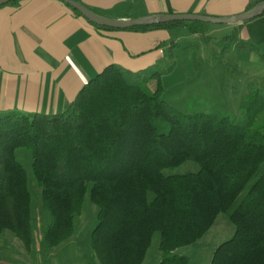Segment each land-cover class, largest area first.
Returning a JSON list of instances; mask_svg holds the SVG:
<instances>
[{"label":"trees","instance_id":"16d2710c","mask_svg":"<svg viewBox=\"0 0 264 264\" xmlns=\"http://www.w3.org/2000/svg\"><path fill=\"white\" fill-rule=\"evenodd\" d=\"M205 25L126 30L186 26L208 43ZM219 46L220 60L231 50L259 54L237 31ZM180 48L171 43L165 49L170 66L137 72L108 66L62 113L0 115V239L11 233L27 251L36 244L28 174L15 156L25 149L42 210L51 218L43 248L59 249L72 239L89 194L98 210L89 245L99 264H143L155 235L159 264H192L175 251L203 238L220 214L235 233L217 247L210 264H264V79L249 85L239 116L180 112L163 99L162 84ZM187 162L197 164L198 172L173 173Z\"/></svg>","mask_w":264,"mask_h":264},{"label":"crops","instance_id":"0c3cea01","mask_svg":"<svg viewBox=\"0 0 264 264\" xmlns=\"http://www.w3.org/2000/svg\"><path fill=\"white\" fill-rule=\"evenodd\" d=\"M0 8V115L62 113L105 68L137 72L165 65V49L179 44V26L147 32L102 30L58 0H15ZM109 19L194 14L231 17L264 0H74ZM252 8V7H251ZM206 36L238 32L264 55V14L238 25H205ZM189 31V30H188ZM196 36V34H194ZM176 36V37H175ZM226 37V36H225ZM200 39V38H199ZM184 51L183 49H178ZM232 51V50H231ZM237 54V53H236ZM264 65V62L261 60ZM0 264H18L3 258ZM40 261V262H39ZM38 259L35 264H42Z\"/></svg>","mask_w":264,"mask_h":264},{"label":"rangeland","instance_id":"374dc122","mask_svg":"<svg viewBox=\"0 0 264 264\" xmlns=\"http://www.w3.org/2000/svg\"><path fill=\"white\" fill-rule=\"evenodd\" d=\"M209 28L213 24H206ZM180 49L176 52L175 68L162 79L165 88L163 99L180 112L191 109L203 113L222 111L232 116H239L240 103L253 83L264 79V65L260 57L246 54L244 57L229 51L220 60L216 58L222 48L219 42L231 32L215 34L210 43L202 42L199 37L188 30L180 31ZM176 37V36H175ZM223 46V45H222ZM166 65L170 66L171 62ZM16 160L28 174L29 187L32 193V213L35 247L27 251L22 243L11 233L0 239L3 258L18 264H35L42 259V264H99L92 257L89 238L97 223V208L91 203L87 194L83 211L75 222V234L63 247L48 250L41 245L42 233L50 223L48 213L42 210L41 188L35 183L32 175V156L25 149L17 150ZM197 164L187 162L173 171L174 174L196 173ZM235 233L234 225L224 214L218 215L210 230L196 243L179 248L177 255L188 257L192 264H210L217 247L229 241ZM160 237L155 235L147 251L143 264H159ZM40 262V261H39Z\"/></svg>","mask_w":264,"mask_h":264},{"label":"water","instance_id":"95a60500","mask_svg":"<svg viewBox=\"0 0 264 264\" xmlns=\"http://www.w3.org/2000/svg\"><path fill=\"white\" fill-rule=\"evenodd\" d=\"M15 0H0V8ZM78 12L83 18L90 23L113 30H126L135 27H148L154 25L168 24L173 22H201L213 25H238L249 20L255 19L264 13V2L254 5L246 12L223 18L208 17L194 14H167V15H153L145 16L131 20H115L103 16H99L87 7L74 0H58Z\"/></svg>","mask_w":264,"mask_h":264}]
</instances>
